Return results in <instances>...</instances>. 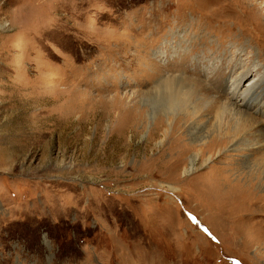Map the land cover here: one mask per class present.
Listing matches in <instances>:
<instances>
[{"label": "rangeland", "instance_id": "rangeland-1", "mask_svg": "<svg viewBox=\"0 0 264 264\" xmlns=\"http://www.w3.org/2000/svg\"><path fill=\"white\" fill-rule=\"evenodd\" d=\"M263 8L0 0V264H264Z\"/></svg>", "mask_w": 264, "mask_h": 264}, {"label": "bare ground", "instance_id": "bare-ground-1", "mask_svg": "<svg viewBox=\"0 0 264 264\" xmlns=\"http://www.w3.org/2000/svg\"><path fill=\"white\" fill-rule=\"evenodd\" d=\"M261 8V7H260ZM258 11L261 10V9H257ZM264 10V8H263ZM258 21H263L262 24L264 26V11L263 13H261V16L260 18L258 17ZM253 23V22H252ZM255 23H258V22H255ZM254 24V23H253ZM257 27V26H256ZM258 73V72H257ZM260 75V74H259ZM258 74L252 79V83L250 86L246 87L245 89H243V91L237 92V83H233L231 84V87H230V94H231V97H237V99H240L239 102L240 103H243L245 101H257V99L264 93V81L262 79H259V76ZM263 77V76H262ZM170 101V100H169ZM173 101V99L171 98V102ZM262 102H264L262 100ZM264 105V104H263ZM256 107V106H255ZM244 110V109H243ZM255 110V109H254ZM236 111V110H235ZM248 111V109L246 110ZM238 112V111H237ZM243 112V111H242ZM241 112V113H242ZM252 112V111H251ZM257 112V111H256ZM260 114H264V111H258ZM242 115L241 117L244 118V120L247 122V121H252L250 115L247 113H242L240 114ZM237 135V134H235ZM241 138V140L244 138V135H239L238 137V142H239V139ZM218 140H223L222 138L216 136L213 140H211V143H215L216 141ZM193 159L192 158L190 160V163H191V167H189V170H193V166H192V162H193Z\"/></svg>", "mask_w": 264, "mask_h": 264}]
</instances>
